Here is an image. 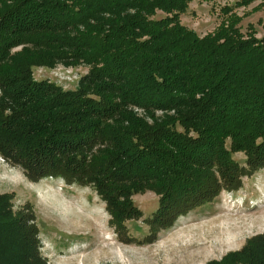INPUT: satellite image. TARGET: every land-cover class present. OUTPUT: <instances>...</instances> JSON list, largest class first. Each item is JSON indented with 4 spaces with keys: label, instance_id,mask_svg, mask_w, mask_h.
<instances>
[{
    "label": "trees",
    "instance_id": "1",
    "mask_svg": "<svg viewBox=\"0 0 264 264\" xmlns=\"http://www.w3.org/2000/svg\"><path fill=\"white\" fill-rule=\"evenodd\" d=\"M190 2L0 0V155L33 181L93 186L119 233L141 216L136 194L160 197L152 224L167 228L241 187L264 167V40L234 14L199 35L181 21ZM58 63L89 68L76 90L34 79ZM12 197L0 196V264H48ZM238 263L264 264V234L209 264Z\"/></svg>",
    "mask_w": 264,
    "mask_h": 264
},
{
    "label": "rangeland",
    "instance_id": "2",
    "mask_svg": "<svg viewBox=\"0 0 264 264\" xmlns=\"http://www.w3.org/2000/svg\"><path fill=\"white\" fill-rule=\"evenodd\" d=\"M237 1L191 0L181 21L204 36L234 14L244 34L254 32L264 40V0L249 5ZM226 6L231 7L229 13ZM88 70L85 65L58 63L34 67L33 76L68 91L78 88ZM233 158L246 168L244 152ZM2 194L13 195L15 212L27 208L35 217L39 252L48 264H209L243 250L251 238L264 234V167L243 176L241 187L223 189L214 201L179 215L167 228L152 224L160 197L150 191L136 194L133 201L141 216L127 221L123 233L112 224L106 203L93 186L62 177L33 181L0 155Z\"/></svg>",
    "mask_w": 264,
    "mask_h": 264
}]
</instances>
